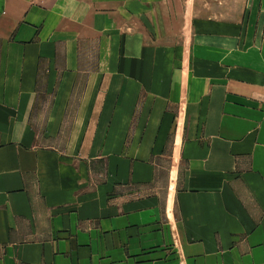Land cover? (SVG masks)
<instances>
[{
    "label": "crops",
    "instance_id": "crops-1",
    "mask_svg": "<svg viewBox=\"0 0 264 264\" xmlns=\"http://www.w3.org/2000/svg\"><path fill=\"white\" fill-rule=\"evenodd\" d=\"M0 264H264V0H0Z\"/></svg>",
    "mask_w": 264,
    "mask_h": 264
}]
</instances>
